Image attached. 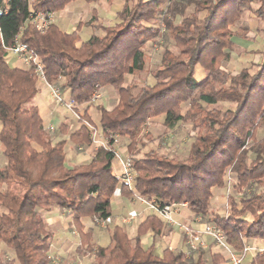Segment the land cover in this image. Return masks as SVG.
<instances>
[{"label": "trees", "instance_id": "obj_1", "mask_svg": "<svg viewBox=\"0 0 264 264\" xmlns=\"http://www.w3.org/2000/svg\"><path fill=\"white\" fill-rule=\"evenodd\" d=\"M74 1L0 0V145L5 159L0 167V244L14 256L6 258L0 251V264H51L53 232L39 210L55 209L70 215L92 264L225 262L223 253L209 250H200L196 258L168 248L158 252L155 241L163 225L155 214L139 223L133 237L113 226L106 246L91 243V232L84 231L82 220H108L112 196L118 192L132 197V192L113 174L115 156L102 144L89 161L67 165L68 143L78 152L92 146L93 132L87 125L109 147L127 138L134 189L143 197L163 204L185 202L195 217L219 227L235 252L249 240L264 244V140L255 139L264 125V56L237 74L222 68L234 50L233 38L245 40L250 33L243 15L249 12L264 24V0H121L112 25L97 22L92 11L85 25L101 35L79 43L80 23L71 33L53 22L43 33L36 29L34 14L56 13ZM165 4L162 22L174 50L164 48L158 67L149 71L154 84L145 79L126 82V76L147 70L143 43L159 37L160 31L143 23ZM16 36L37 54L48 82L65 78L61 88L77 105H89L96 88L112 87L117 95L114 108L96 105L93 123L86 107L76 128L61 123L48 134L37 107L29 105L39 92L37 79L7 63V49ZM198 66L206 72L201 81L195 76ZM220 103L229 107H217ZM158 116L167 131L180 123L194 131L184 159L148 147L152 139H145L143 127ZM226 175L239 195L227 196L226 213L219 214L211 209L212 189L225 188ZM148 232L153 242L145 246L141 239ZM247 264H264V250Z\"/></svg>", "mask_w": 264, "mask_h": 264}, {"label": "rangeland", "instance_id": "obj_2", "mask_svg": "<svg viewBox=\"0 0 264 264\" xmlns=\"http://www.w3.org/2000/svg\"><path fill=\"white\" fill-rule=\"evenodd\" d=\"M78 1H82V0H78ZM74 5L76 4L74 3L73 7ZM73 7L72 4H70L68 9L72 11ZM120 7H121V2L119 1H116V3H103V4L97 3L96 4V9L98 12L97 22L102 23L104 26L112 25L114 22H117L115 15H116V11L119 10ZM75 8H76L75 14L72 17H68L67 23L65 22L64 24H61V22L64 21L66 18L64 19L63 15L60 14L59 12H56V14L53 16L52 19L53 23L59 24L61 25V28L63 30H68L69 32H71L76 30L77 28L76 24L77 22L80 21L79 25L82 26L78 28V32H77L78 43L88 39V37L91 36V34L101 35L100 31L94 30L92 27L86 28L85 23L91 19L90 18L91 16L89 15L88 9H85L84 4L81 3L79 6ZM165 8H166V4L161 7V11L158 12L154 18L148 19L146 22L143 23L147 27L159 28L160 31L159 37L153 38L152 40L145 41L143 43V50L146 53V62L148 64L147 70L138 76L137 75L126 76V82H130V81L139 82L140 80L142 81L145 79L146 84L149 85L154 84V80L151 77L149 71L156 69L158 67L161 53L164 50V48L174 50L171 40L168 37V33L166 32L162 22V17L165 14ZM243 19L248 21L250 26V33L248 34V38L243 40L234 37L233 38V41L235 43L234 50L231 53L230 59L227 61H223L222 64V68L231 74H237L242 68L248 67L250 63H258L264 56V32L262 31V29L264 28V24L256 20V18H254V16L249 12H246L243 15ZM195 73H196L195 76L198 81L203 80V78L206 75L205 70H203L200 66L196 68ZM37 86L39 88V91L40 88L43 91V93L39 95L38 98L42 101L41 98L44 96L43 101L47 105V110L45 111V113L48 112L54 113V116H57V118L59 117V119L66 120L70 124H72L73 128L79 125L78 118H81L86 107H88L87 114L90 116L92 122L96 123V118L98 115L95 110V106L101 105L109 108L111 107V104L115 103L114 89L112 87H108L112 92L111 94H108L106 98H103V95H106V93L104 92V88H101V97L99 100H96L95 102L90 103L89 105L87 104L78 105L76 108L73 109V111H68L62 106L59 105L57 106L55 104L54 100L50 97V94L47 91L45 84H43L38 79H37ZM32 100L30 102L31 104L29 103L30 106H33L32 103H35ZM217 107L227 108L229 107V104L220 103L217 105ZM75 113L78 116L74 115ZM162 122H163V117L158 116L149 119L148 122L144 125L142 134L144 135L145 139L146 138L152 139V142L148 144V147H152L156 149L158 153L164 154L168 157L184 159L187 155L189 145L193 140L194 131H192V128L190 127L189 124L187 125L181 123L178 124L174 130L167 131L164 128ZM48 124L43 125L44 130L48 134L53 135L54 132L50 133L47 131V127L50 126ZM255 139L257 141L264 140V125L258 128V130L256 131ZM106 142L107 140L103 139L102 136L96 132V134L93 136L92 146L84 150L85 152L81 154L83 162H87V160L91 158L92 151L98 145H100L101 143L105 144ZM247 144L248 145L252 144L250 139L247 140ZM126 145H127V138H125L124 140L117 139L111 148L117 151L118 153H120L119 154L120 158L124 159L125 156H127ZM146 149L147 148H144L143 151H145ZM249 155L250 157L253 156V154L251 153ZM4 164H5V159L2 155V146L0 145V167H2ZM112 167L115 173L121 172L120 162L118 158H114ZM227 175H226V180L228 184L225 188L212 189L213 197L211 199V209L219 214L226 213L227 196L239 195L236 189L233 188L234 185L233 180L227 177ZM12 188L13 190H18V186L16 185H12ZM113 198H114V206H112L113 215H116V213L117 215H120L118 211L123 212L121 210L122 208L119 207L117 212H116V208L117 206H120V203L122 202L121 199L122 197L119 194H115ZM131 199L136 200L133 198V196ZM39 212L44 217L45 222L47 223L49 229L53 232L51 248L49 251V255L52 262L51 264H92L93 263L92 255L86 253L84 248L80 246L78 233L75 230L74 226L70 224L69 214H67L66 212H60L57 209L53 210L51 213H46L42 210H39ZM95 219L96 218L91 219L92 222L88 223L90 228H87L86 226L84 231L91 232V243L104 247L107 245V241H109L108 231L110 226L106 222L104 224H98L95 221ZM108 222L109 224H111L112 223L111 219ZM113 223H115V221H113ZM180 223L190 226L193 230H199L200 226L203 223H207V221H203V220L201 221V219L199 218V220L196 223H194V221L191 220L186 221L185 223H182L180 221ZM171 235H172L171 242L167 244V246L165 244L164 245L165 247L160 245L159 252L165 248H168L170 251L183 252L186 258H196L197 253L200 250L206 249L207 251L209 250L210 253L224 252L223 253L224 256L226 255V252L222 248L218 247L213 242H211V240L208 237L207 238L210 241L208 244L205 242L203 237V240L206 245L205 248H198L197 250L190 251L186 244V237L183 231H178L175 235H173V233ZM183 241L185 242V246L182 243ZM0 251L5 254L6 258L14 259L12 251L7 249L3 244H0ZM224 259L225 262L222 264H230L227 255L225 256Z\"/></svg>", "mask_w": 264, "mask_h": 264}, {"label": "built area", "instance_id": "obj_3", "mask_svg": "<svg viewBox=\"0 0 264 264\" xmlns=\"http://www.w3.org/2000/svg\"><path fill=\"white\" fill-rule=\"evenodd\" d=\"M56 13L42 12L34 14L32 17V22L35 25L36 29L43 33L47 27L53 22V16ZM7 52L16 57L23 68L30 71L38 80L45 84L47 91L50 94V97L54 100L56 105L62 106L68 111H73L78 105L75 100L68 96L67 91L61 88L65 79L64 77H59L58 81L48 82L45 77V72L43 65L41 64L37 54L26 44L20 42L18 37H15V41L11 47L7 49ZM101 97V88H96L92 95L89 103H93L96 100H99ZM76 115V113L74 114ZM78 116V115H76ZM89 130L93 132V136L96 134L93 127L87 125ZM53 126H48L47 131L50 133L54 132ZM116 141V140H115ZM104 147L111 150L115 158L119 159L121 172L116 178L119 180V183L123 186H126L131 192L134 199L143 202L147 205L149 210L157 215L166 226L176 227L183 231L186 237V244L190 251L197 250L198 248H205V242L203 237H208L211 242H213L218 247L222 248L229 259L230 264H243L244 257L249 251V247L246 246L242 251L235 252L233 251L228 244L226 243L225 234L223 231L214 224L203 223L199 230H193L190 226L181 224L176 221L173 217V208L178 203H161L152 198L143 197L138 191L134 189L135 184V173L132 169V161L129 156H125L124 159L120 158V153L107 146L106 144L101 143ZM181 206L185 207L186 203H180ZM134 217L123 218V223H127L133 220ZM95 221L98 224H104L105 221L99 218H96Z\"/></svg>", "mask_w": 264, "mask_h": 264}, {"label": "crops", "instance_id": "obj_4", "mask_svg": "<svg viewBox=\"0 0 264 264\" xmlns=\"http://www.w3.org/2000/svg\"><path fill=\"white\" fill-rule=\"evenodd\" d=\"M116 1H119L121 2V5H122V1L121 0H115L114 2L112 3H116ZM76 4L74 5L73 7V4ZM81 3L84 4L85 6V9H88L89 11V15L91 16V13L92 11H95L97 13V16H98V12H97V9H96V4H103V3H109L107 2L106 0H98L94 3H90V4H86L85 2L83 1H74V2H71L69 3L63 10L59 11L60 14L63 15L64 17V21L61 22V24H64L65 22L67 23V19L68 17H72L75 12H76V8L77 6H79ZM70 4H72V11L69 8ZM118 11V10H117ZM116 11V12H117ZM116 16V15H115ZM91 18V17H90ZM80 22V21H79ZM77 22V24L79 23ZM76 24V26H77ZM57 26L59 27V29L63 32H66V33H71L69 32L68 30H63L61 28V25L57 24ZM84 28V27H82ZM86 28H91V27H88L86 26ZM93 35V34H91ZM90 37V36H89ZM88 37V38H89ZM87 40V39H86ZM7 63L11 66V67H15V68H23V65L21 64V62L14 56L12 55H8L7 57ZM104 92L106 93V95H103V98H106V96H108V94H111V90L108 88V87H104ZM115 92V91H114ZM43 93V91L41 90L40 88V91L38 92V94H36V96L33 98V102L35 103H32L33 106L37 107L38 111H39V114L42 118V121H43V125L44 124H48L50 126H53L54 129L56 130L57 127L61 124V123H68L70 124L68 121L66 120H62V119H59V117L57 118V116H54V113H45V111L47 110V105L46 103L43 101L44 100V96L41 98L42 101L38 98L39 95H41ZM114 99H115V103H116V100H117V95L115 93V96H114ZM115 103L111 104V107L107 108L105 107L106 109L108 110H112L115 106ZM31 104V103H30ZM58 106V105H57ZM104 107V106H103ZM97 112V111H96ZM44 116H45V119H44ZM70 126L72 127L73 125L70 124ZM73 128V127H72ZM76 128V127H75ZM85 152L84 150H80L79 152L78 151H75L71 144H67V165L68 166H73V165H80V164H83L85 162H83L82 160V153ZM127 153V152H126ZM128 156V155H127ZM90 160V159H89ZM87 160V161H89ZM112 170H113V167H112ZM113 174L115 175V177L117 175L120 174L119 173H115L113 171ZM116 194H119L118 192ZM122 198V202L120 203V206H117L116 208V212L118 211V208L121 207L122 211L123 212H119L118 213L120 215H113V211L111 212V216L108 220H106L105 222L111 227L113 226H120L126 233L129 237H133L136 233V229L139 225V223L148 215L150 214H153L149 208L147 207V205L143 202H140L138 200H132L131 198L132 197H128L126 195H121L119 194ZM114 195L112 196L111 198V210H112V206H114ZM125 197V199H124ZM127 197V198H126ZM213 197V196H212ZM131 200V202H130ZM132 203V205H131ZM114 209V208H113ZM174 212H173V217L176 221L178 222H182V223H185L186 221H194V223H196L199 218L198 217H195L188 209H187V205L185 207L181 206L180 203H178L174 208H173ZM182 210V212H181ZM126 217H134L132 221L130 222H127V223H123V218H126ZM111 219V224H109V220ZM160 219V218H159ZM161 220V219H160ZM71 221V220H70ZM113 221H115V223H113ZM89 222H92L90 218H85L82 220V224L84 226V229L85 227L87 226V228H90V226L88 225ZM162 222V225H163V228H162V233L160 234V236H158L156 238V241H155V248L156 250L159 252V247L160 245L164 246L166 244H169L171 242V239H172V233L173 235H175L178 231H181L179 228H176V227H170V226H165V224H163V221L161 220ZM175 233V234H174ZM109 238V236H108ZM184 238V236H183ZM204 240L205 242L208 244L210 241L209 239L206 237H204ZM141 242L143 245L145 246H150L153 242V237H152V233L151 232H148L142 239H141ZM109 243V241H107V244ZM185 246V242L183 241L182 242ZM247 246L251 249L248 251V253L246 254V256L244 257V260H243V264H247L251 258L256 254V253H260L264 250V244L260 241H254V240H249L248 241V244ZM165 247V246H164ZM170 247V246H169ZM186 248V247H185ZM206 249H204L205 251ZM224 253V252H223ZM226 256V255H225Z\"/></svg>", "mask_w": 264, "mask_h": 264}]
</instances>
